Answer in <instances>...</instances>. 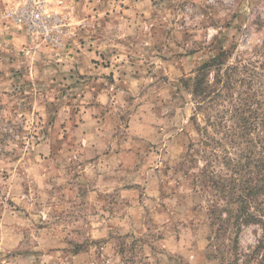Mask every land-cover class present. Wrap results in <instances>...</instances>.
Masks as SVG:
<instances>
[{
    "label": "rangeland",
    "instance_id": "1",
    "mask_svg": "<svg viewBox=\"0 0 264 264\" xmlns=\"http://www.w3.org/2000/svg\"><path fill=\"white\" fill-rule=\"evenodd\" d=\"M263 40L264 0H0V264H221L183 81Z\"/></svg>",
    "mask_w": 264,
    "mask_h": 264
},
{
    "label": "trees",
    "instance_id": "2",
    "mask_svg": "<svg viewBox=\"0 0 264 264\" xmlns=\"http://www.w3.org/2000/svg\"><path fill=\"white\" fill-rule=\"evenodd\" d=\"M233 50L222 49L183 81L200 138L178 171L194 170V191L205 199L214 235L211 256L221 264H264V40L232 61ZM251 226L262 237L242 251L240 233Z\"/></svg>",
    "mask_w": 264,
    "mask_h": 264
},
{
    "label": "built area",
    "instance_id": "3",
    "mask_svg": "<svg viewBox=\"0 0 264 264\" xmlns=\"http://www.w3.org/2000/svg\"><path fill=\"white\" fill-rule=\"evenodd\" d=\"M44 2V0H42ZM17 15V14H16ZM13 15V16H16ZM41 11L39 9H35L34 7L31 8V10H24L23 12L20 11V13L16 16V21L18 23H30L29 19H31L33 22H38L40 19Z\"/></svg>",
    "mask_w": 264,
    "mask_h": 264
}]
</instances>
